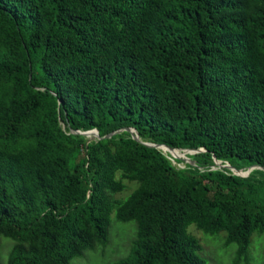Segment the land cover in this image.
Instances as JSON below:
<instances>
[{
  "label": "trees",
  "instance_id": "trees-1",
  "mask_svg": "<svg viewBox=\"0 0 264 264\" xmlns=\"http://www.w3.org/2000/svg\"><path fill=\"white\" fill-rule=\"evenodd\" d=\"M92 139L71 131L96 130ZM143 143L199 151L173 158ZM235 170L257 167L247 177ZM182 165V166H181ZM264 0H0L7 264H71L135 223L114 264H233L264 234ZM136 187L127 198H116Z\"/></svg>",
  "mask_w": 264,
  "mask_h": 264
},
{
  "label": "rangeland",
  "instance_id": "rangeland-1",
  "mask_svg": "<svg viewBox=\"0 0 264 264\" xmlns=\"http://www.w3.org/2000/svg\"><path fill=\"white\" fill-rule=\"evenodd\" d=\"M182 166V165H181ZM125 192L116 195V198H127L136 187L135 183H129ZM188 233L194 236L202 247L199 255L207 264H233L236 245L224 246L225 233L216 235L205 234L195 225H190ZM135 223H123L116 219L115 213L110 216L108 240L105 245L97 246L93 250L84 253L80 258H75L71 264H114L125 258L135 238ZM14 242L11 239L0 237V264H7L8 256ZM249 264H264V234H254L249 249ZM243 264V263H241Z\"/></svg>",
  "mask_w": 264,
  "mask_h": 264
},
{
  "label": "water",
  "instance_id": "water-1",
  "mask_svg": "<svg viewBox=\"0 0 264 264\" xmlns=\"http://www.w3.org/2000/svg\"><path fill=\"white\" fill-rule=\"evenodd\" d=\"M121 131H127L132 135V138L135 139L136 141H139V136L136 133L135 130L133 129H129V128H124L121 129L117 132H113L110 133L109 135H106L104 137H100L98 132L96 130H91V131H87V132H80V131H71V133L73 134H79L82 135L86 138H88L89 140L92 139H97V140H102V139H109L111 138L114 134L119 133ZM144 145L148 146V147H153V148H157L162 150L163 152H167L170 154L171 157L173 158H182L185 162L189 163L192 165V162L186 157V155H193L197 152H201L202 150L199 151H192V150H176V149H171L167 146L164 145H155V144H151V143H143ZM216 165H221L220 162L214 160ZM222 168H227L228 170H230L234 175L239 176V177H247L254 169H256L257 167H250L247 170H235L233 167H231L229 164H225V165H221ZM259 169L264 171V168H260Z\"/></svg>",
  "mask_w": 264,
  "mask_h": 264
}]
</instances>
